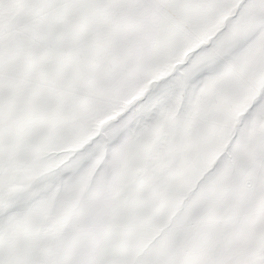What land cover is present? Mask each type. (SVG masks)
<instances>
[{
	"label": "snow or ice",
	"instance_id": "obj_1",
	"mask_svg": "<svg viewBox=\"0 0 264 264\" xmlns=\"http://www.w3.org/2000/svg\"><path fill=\"white\" fill-rule=\"evenodd\" d=\"M262 9L264 0H0V264H167L166 258L153 255L154 250L205 186L215 191L210 178L233 166L237 156L235 193H243L245 185L254 181L249 199L264 202V136L255 139L254 151L241 155L249 138L239 125L216 149L218 155L205 165L206 171L201 169L191 178V193L179 209L174 208L169 229L155 239L145 236L121 252L97 247L98 233L85 231L88 220L83 214L111 156L105 152L108 159L94 160L74 184L69 183L71 176L64 175L93 157L104 144L106 131L119 134L138 122L158 84L174 73H184L210 51L227 47L234 30L264 25ZM181 18L195 24V35L184 30ZM75 33L82 38L66 47ZM176 48L180 51L174 66L161 74L155 62ZM34 56L44 57L43 62L34 65ZM252 63L257 65L255 81L264 85V57L254 49L240 60L243 68ZM132 69L145 81L151 78L150 83L137 87L123 79L122 74ZM226 82L234 87L242 83L234 73ZM121 95L130 102L113 105ZM262 105L264 86L247 106L241 123L247 125L245 117L251 112L254 119ZM117 108L122 109L119 115L100 130L88 126ZM73 114L79 115L78 123L69 120ZM154 127L146 125L137 134L136 155L147 151L144 141ZM88 134L92 138L82 144ZM46 147L56 151L42 160L40 152ZM89 175V188L81 193ZM53 180L56 193L26 214L14 211ZM10 183L30 188L5 198L2 193ZM114 208L105 202L97 205L101 225L111 222ZM245 264H264V260L251 258Z\"/></svg>",
	"mask_w": 264,
	"mask_h": 264
},
{
	"label": "rangeland",
	"instance_id": "obj_2",
	"mask_svg": "<svg viewBox=\"0 0 264 264\" xmlns=\"http://www.w3.org/2000/svg\"><path fill=\"white\" fill-rule=\"evenodd\" d=\"M181 23L186 32L196 34V26L190 19L181 18ZM25 30H28L27 26ZM81 38V33H75L65 46L71 47ZM228 40L227 47L210 51L207 57L196 61L184 73H174L158 84L149 94L153 100L141 111L138 122L133 121L119 134L106 131L105 142L93 157L82 162L75 172L64 174L71 176L69 183L74 184L94 160L108 159L105 152L111 156L103 175L96 181L90 203L83 208L88 220L85 231L98 233L97 247L117 253L127 250L145 236L151 235L155 239L169 229L176 216L174 208L179 209L184 198L191 193L188 187L191 178L201 169L206 171L205 165L218 155L216 149L238 125L249 138L241 155L254 151L255 139L264 136V105L254 119L252 113H248L245 117L247 125L241 123L247 106L264 85L254 79L256 63L247 68L240 64L241 58L253 49L264 57V25L251 30L236 29ZM179 51L176 48L166 58L155 62L161 74L169 70V65L174 66V57ZM43 60L42 56H34L32 63L40 64ZM233 73L242 81L239 87L226 82ZM122 78L137 87L151 81V78L143 80L135 69L124 72ZM129 102L123 95L112 101L113 105H127ZM121 110L117 108L115 113L94 118L88 126L100 130ZM161 114L162 118L158 120ZM69 120L78 123L79 115L73 114ZM152 124H155L152 135L144 141L147 151L136 155L139 147L137 134ZM92 135L85 136L82 144L87 143ZM55 151V148L46 147L40 152V158L47 160ZM126 157L127 163L124 164ZM238 159L239 156L234 158L233 166L210 178L209 184L215 186V191L205 186L196 195L185 217L168 231L154 250V256L166 258L167 264H209L212 260L218 264H245L251 258L264 260V202L249 199L248 194L256 188L254 181L245 185L243 193H235L233 177ZM90 182L89 175L79 191H87ZM45 183L44 190L14 211L26 214L42 199L57 192L55 180ZM29 188L28 184L10 183L2 195L7 198ZM101 202L115 205L113 219L104 225H101L97 212V205ZM142 252L143 248L137 255Z\"/></svg>",
	"mask_w": 264,
	"mask_h": 264
}]
</instances>
